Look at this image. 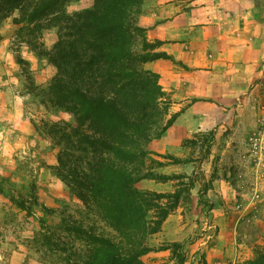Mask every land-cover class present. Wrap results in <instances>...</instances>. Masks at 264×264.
<instances>
[{
    "label": "rangeland",
    "instance_id": "374dc122",
    "mask_svg": "<svg viewBox=\"0 0 264 264\" xmlns=\"http://www.w3.org/2000/svg\"><path fill=\"white\" fill-rule=\"evenodd\" d=\"M92 1L71 0L66 11L84 9ZM173 1L192 0H143L134 18L143 29L134 37L135 51L142 52L143 43H148L145 52H165L170 58L155 59L157 70L146 68L145 62L138 64L158 75L163 95L154 129L159 134L140 140L145 154L121 163L132 171L136 188L178 195L175 207L147 240L155 250L140 259L144 264H176L170 250L160 247L180 242L184 264H252L264 253V159L261 149L253 147L254 131L247 130L253 125V113L241 105L239 112L208 114L197 107L194 114L184 115L186 102L175 106L181 111L173 110L177 98L168 88L178 86L177 79L183 80L190 69L152 34L172 29L175 22L167 7ZM199 1L195 3L203 12L190 13L176 24L178 29H199L203 21L223 20L224 6L232 0ZM210 9L220 17H212ZM18 15L15 11L0 23V264H73L89 246L66 231L67 226L76 222L105 235L113 231L86 213L87 206L56 173L63 146L54 141L49 127L55 122L65 129L76 124L70 112L51 106L45 95L56 72L45 54L57 40L56 28L17 35ZM172 116L169 127L175 130L160 132ZM202 125L205 130L183 136L184 128ZM235 125L239 129L234 130Z\"/></svg>",
    "mask_w": 264,
    "mask_h": 264
},
{
    "label": "trees",
    "instance_id": "16d2710c",
    "mask_svg": "<svg viewBox=\"0 0 264 264\" xmlns=\"http://www.w3.org/2000/svg\"><path fill=\"white\" fill-rule=\"evenodd\" d=\"M69 1L0 0V23L17 11V35L56 28L57 40L45 53L56 72L45 95L47 103L70 112L76 121L67 129L56 122L49 127L63 146L56 173L87 206L86 213L113 231L105 235L76 222L67 226L66 231L89 246L73 264H144L140 257L155 250L147 240L175 207L178 195L136 188L132 171L121 162L145 154L140 140L159 134L154 129L163 95L158 75L138 64L170 56L145 52L148 43L142 52L134 49V37L143 31L134 22L143 0H93L73 13L66 11ZM24 42L33 44L31 39ZM165 249L176 264L185 263L180 242L160 247ZM252 264H264V253Z\"/></svg>",
    "mask_w": 264,
    "mask_h": 264
},
{
    "label": "crops",
    "instance_id": "0c3cea01",
    "mask_svg": "<svg viewBox=\"0 0 264 264\" xmlns=\"http://www.w3.org/2000/svg\"><path fill=\"white\" fill-rule=\"evenodd\" d=\"M262 1L264 2L232 0L224 6L226 12L223 14V20L203 21L199 29H178L176 24L182 19H187L190 13L203 12L201 4L195 3L200 1L192 0L189 3L173 1L167 7L168 14L173 16L175 22L172 29H167L166 33H160L159 29H156L152 34L164 41L163 47L175 60L190 69V73L185 74L183 80L177 79L178 86L168 88L177 98V101L173 102V110L181 111L182 109H176L175 106L179 108L186 102V105L188 103L190 105L183 109L184 115L194 114L197 107H200L201 113L221 114L239 112L241 105H246L254 117L253 125L247 130L254 131L252 138L254 141L263 139L264 146V132L261 137H257L256 133L257 108L264 102L260 92L264 81ZM189 4L192 7L188 9ZM215 11L210 9V15L220 17V12L216 15ZM143 65L157 70L159 61L145 62ZM192 99L196 100L193 102ZM198 102L202 104L197 105ZM179 118L180 116L177 121ZM237 126L235 125L234 130L239 129ZM168 130L175 129L169 127ZM197 130H205V127L202 125L192 129L184 128L183 136L188 137L191 132ZM180 132L177 129L178 135Z\"/></svg>",
    "mask_w": 264,
    "mask_h": 264
},
{
    "label": "built area",
    "instance_id": "2783aa9c",
    "mask_svg": "<svg viewBox=\"0 0 264 264\" xmlns=\"http://www.w3.org/2000/svg\"><path fill=\"white\" fill-rule=\"evenodd\" d=\"M260 92H261V96L263 97L264 99V81L262 82L261 84V87H260ZM257 120H258V125H257V130H256V133H257V137H261L263 135V132H264V102H262L259 107H258V115H257ZM255 137V138H257ZM253 138V137H252ZM252 143H253V147L254 149H258L260 150V159H264V150L262 151V147H263V139H261L260 141H254L252 139Z\"/></svg>",
    "mask_w": 264,
    "mask_h": 264
}]
</instances>
